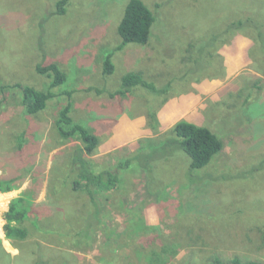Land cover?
<instances>
[{
  "label": "rangeland",
  "instance_id": "374dc122",
  "mask_svg": "<svg viewBox=\"0 0 264 264\" xmlns=\"http://www.w3.org/2000/svg\"><path fill=\"white\" fill-rule=\"evenodd\" d=\"M56 1L0 0V176L15 178L17 189L0 193V264H146L164 244L178 251L167 264H207L215 256L264 264L262 49L254 29L220 35L242 16L255 14L264 25V0H142L156 17L149 43L115 52L110 76L102 75V62L121 43L117 27L129 0H68L65 14L52 16ZM247 52L250 63H243ZM39 63L65 71L63 89L75 91L72 118L99 138L88 157L94 167H111L118 153L129 160L122 185L99 192L94 203L65 171L64 154L81 144L61 142L53 127L64 97L30 119L29 148L14 151L26 125L15 84L48 90ZM130 72L158 87L174 85L152 99L140 91L111 98ZM175 99L182 120L223 142L202 169L189 170V158L147 124L148 113ZM151 142L162 149L151 151ZM21 196L27 236L8 240L3 217Z\"/></svg>",
  "mask_w": 264,
  "mask_h": 264
},
{
  "label": "trees",
  "instance_id": "16d2710c",
  "mask_svg": "<svg viewBox=\"0 0 264 264\" xmlns=\"http://www.w3.org/2000/svg\"><path fill=\"white\" fill-rule=\"evenodd\" d=\"M67 5L68 0H57L55 3L56 9L51 15L63 16ZM242 11V7H237L235 10L236 13H241ZM254 16L255 14L242 16L228 22L220 35L222 36L234 32L239 33L254 29L253 31L256 32L259 47L262 49L261 58L264 60V25H262ZM155 22L156 17L142 0L128 1L117 27V34L121 39V43L104 57V61L102 62L103 76H110L113 74L115 68L113 56L115 52H121L128 44L145 46L149 43L152 32L151 30ZM216 38L217 35H215V39ZM207 44L208 43H204L203 47ZM35 71L37 74L46 76L50 79L49 89L46 91H40L31 86L15 84V88L20 89L21 106L23 107V115H25V119L22 120L26 125L25 131L16 138L14 151L22 152V150L24 151L29 148L30 141L27 137V128L28 130L31 129L30 119L35 118L38 114L42 113V111L47 108L49 101H52L55 98L64 97L66 102L61 106L53 127L55 128L61 142H77L81 144L76 145L70 152L66 151L71 157H68V155L63 153L66 162L65 171L67 175L69 172L70 175L73 173L76 175V179L73 181V189L75 191L82 190L88 197L89 201L94 203L96 195L99 192L110 190L122 185L123 180L122 177L120 178L119 173L128 167L129 160L126 163H122V154L118 153L117 156L120 157V159L111 165V167L108 165V168H105L104 170L95 168L88 157L95 155V150L99 145V138L91 132L89 127H86L80 122H75L72 118V96L75 91H67L66 89H63L68 80L65 71L57 63H39L35 66ZM120 82V88L109 94L111 98L118 95L123 99H126L130 94H133V92L140 91L148 95L149 99H152L150 95L161 96L170 89L171 85H174V81H169L165 83L166 86L163 85L164 87H158L155 83L148 81L141 72L126 73L122 76ZM91 91V89L86 90V92ZM95 91L98 94L103 93L100 89H96ZM245 101H248V99ZM163 102H166V99ZM26 116H28L27 119ZM147 124L152 127L154 131H157L156 127L159 124L156 113L151 111L147 114ZM163 136L170 138L168 140L169 143H167L169 147H173L174 150L178 149L189 158V170L191 171L206 167L213 157L219 154L223 149V142L215 133H212L210 129L205 126H198L186 120L178 121ZM163 136L146 140H162ZM143 142L141 144H143ZM141 144L138 151L140 150V152H144V149L141 150ZM149 145H152V147L158 146L157 144H153V142ZM61 146L64 145H59L58 147ZM159 149H162V147L154 148L151 151ZM140 172L143 174L142 171ZM14 182L15 178L8 179L0 176V193L17 190L13 184ZM24 200L25 198L22 196L12 200L3 217L5 220L3 231L8 240L14 238L25 239L27 236L26 230L21 227L28 215ZM150 229H153V227H150ZM261 236L264 237L263 231L261 232ZM177 253V250L166 249V244H164V246L160 248V253L155 252L154 254H149V257L146 258L145 261L146 264H167L169 258H171L172 255L176 256ZM230 262L232 264H257L255 262H242L237 258ZM207 264L226 263L219 257L215 256L211 258Z\"/></svg>",
  "mask_w": 264,
  "mask_h": 264
},
{
  "label": "crops",
  "instance_id": "0c3cea01",
  "mask_svg": "<svg viewBox=\"0 0 264 264\" xmlns=\"http://www.w3.org/2000/svg\"><path fill=\"white\" fill-rule=\"evenodd\" d=\"M242 43V42H241ZM245 45V42L243 43V47ZM244 50H241L240 53L243 54ZM248 53H245V56L243 59H242V62L243 63H250V58L248 57ZM174 98V97H173ZM196 104V103H195ZM195 104H193L191 107H189L188 105L185 106V110L191 108L193 109V107L195 106ZM188 107V108H187ZM178 100L175 99V100H172L170 102H168L165 106H163L160 111L158 112L157 114V117H158V128L160 129V134L163 135L165 134L169 129H171L178 121L182 120L181 117L184 116L183 115V111H184V108L181 109V110H178ZM194 110V109H193ZM193 113V111H192ZM195 114V112L193 113V115ZM183 120H186L188 122H191V123H194L196 124L195 121H190L188 119H184ZM197 125V124H196ZM139 146L137 145V147H135L134 149L132 150H135L137 149ZM110 152V150H108V148H105L104 150L100 151V153L102 154H105V153H108ZM95 158V157H94ZM113 189H110V190H106L108 191H111ZM101 192H105V191H101ZM107 193V194H108Z\"/></svg>",
  "mask_w": 264,
  "mask_h": 264
}]
</instances>
